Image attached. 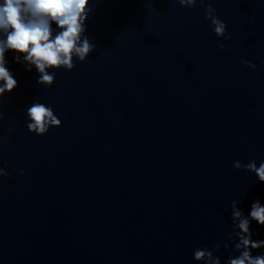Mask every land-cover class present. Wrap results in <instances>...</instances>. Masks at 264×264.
<instances>
[{"label":"clouds","instance_id":"clouds-1","mask_svg":"<svg viewBox=\"0 0 264 264\" xmlns=\"http://www.w3.org/2000/svg\"><path fill=\"white\" fill-rule=\"evenodd\" d=\"M181 7L193 8L197 0H175ZM90 0H0V97L11 93L18 85L13 74L6 67L5 52L12 50L23 55V60L29 65L28 71L35 67L39 73L37 84L50 87L55 82V73L48 69H66L75 67L74 58L84 62L94 51L95 45L90 41L86 32V20L92 9ZM204 8L205 18L210 21L217 37L230 40L227 25L216 15L215 8L209 0H199ZM53 22L58 31L54 32ZM224 50L225 44L217 45ZM20 62L19 55L15 57ZM247 67L255 68L247 60L242 61ZM29 123L27 128L36 135L46 134L50 127H60L61 120L54 114L50 106L34 102L27 109ZM2 118V115H0ZM233 168L244 169L255 173L259 182L264 183V161L259 166L255 160L246 164L236 160ZM9 173L0 168V177ZM237 201L231 202V220L237 242L233 248L239 255H229L226 264H264V254L253 255V250L264 248V240H253L250 222L256 221L264 226V205L255 201L250 213L246 216L236 207ZM225 249L229 244L223 245ZM220 244L213 249L196 248L193 252L195 261L203 264H221L219 256Z\"/></svg>","mask_w":264,"mask_h":264}]
</instances>
